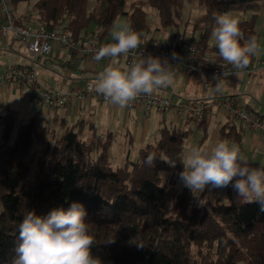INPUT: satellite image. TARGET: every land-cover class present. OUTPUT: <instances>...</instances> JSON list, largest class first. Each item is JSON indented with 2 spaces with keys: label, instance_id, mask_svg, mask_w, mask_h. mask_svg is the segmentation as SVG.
<instances>
[{
  "label": "trees",
  "instance_id": "obj_1",
  "mask_svg": "<svg viewBox=\"0 0 264 264\" xmlns=\"http://www.w3.org/2000/svg\"><path fill=\"white\" fill-rule=\"evenodd\" d=\"M262 1L96 0L89 7L88 0H36L22 14L19 5L29 0H11V7L18 25H61L77 42L94 27L100 36L112 35L118 16L126 17L143 41L154 28L145 10L149 6L156 12L155 29H170L182 40L195 41L199 54L215 53L224 62L216 45L208 44L214 16L245 14L239 20L244 37L256 38ZM186 3L203 12L189 19ZM0 108V264H12L19 225L28 211L47 216L73 202L88 212L86 222L96 241L91 251L103 264H264V212L259 204L245 202L229 186L224 189L227 199L220 194L223 189L206 191L200 206L179 179L186 131L164 126L156 141L142 146L133 160L114 166L109 138L84 140L73 128L57 135L38 115L20 123L9 142L15 116L2 103ZM209 110L199 122L191 118L204 126ZM235 121L227 119L219 129L221 137L236 139ZM149 153L156 156L151 166L145 163Z\"/></svg>",
  "mask_w": 264,
  "mask_h": 264
},
{
  "label": "crops",
  "instance_id": "obj_2",
  "mask_svg": "<svg viewBox=\"0 0 264 264\" xmlns=\"http://www.w3.org/2000/svg\"><path fill=\"white\" fill-rule=\"evenodd\" d=\"M28 8L29 6L26 7L22 3L19 5L18 14H22ZM231 13L235 14L239 20L246 16L239 11H232ZM154 20L155 24L152 26L154 28L144 35V40L154 37L159 32L164 35L172 33L170 29H166V31L155 29L158 26L157 17ZM118 27V30L129 27L126 17L125 20L118 21ZM255 30L258 53L254 57L263 58L264 7L261 6L255 22ZM111 41H113L112 35L101 36L100 42L103 45L109 44ZM211 45H216V42L212 41ZM26 52L25 45L15 39L12 34L0 33V72L14 64L31 63L25 61L26 56L24 55H26ZM200 57L204 63H222L215 53L201 52ZM34 59L38 81L62 90L82 87L86 82H93L110 63L121 70L127 69L122 57L115 61L102 59L98 64L88 59H82L77 64H72V54L67 50H58L57 47L53 48L50 56H38ZM30 61H33V59ZM252 72H242L238 77L224 79L222 93H225L226 96L216 97L208 96V88L210 87L208 84L214 83L215 85L216 80L207 83L206 79L201 78L202 76L191 77L173 74L171 86L157 88L154 92L163 96H170L175 106L165 111L153 109L147 116H144L138 109L120 108L112 103L99 101L96 98H72L66 107L46 111L30 100L27 86L20 88L12 85L1 86L0 103L3 105L7 103V107L14 113L15 119L21 121L20 123L25 122L31 116L38 115L39 122L43 126L54 130L57 135L64 133L67 128H73L79 131L84 140L109 138L111 142L110 158L116 159V154H121L120 160L122 159V162L119 163L125 162L126 159L133 160L142 146L156 141L159 130L165 126L174 128L177 131L187 132L184 154L192 147L209 149L219 140H228L239 145L241 152L248 158L251 166L261 167L264 166L263 135L249 131L242 127L238 121H235L236 134L233 138L236 139L231 140L230 137H221L220 127L226 123L228 118L232 119L229 116L227 117V112L213 105L207 113L205 125L198 126L187 111L178 107L183 102L193 103L198 101L197 103H199L201 100L214 101L236 95L242 99L255 117L264 119V67ZM245 73L251 75L247 76L246 84L242 85L243 74ZM14 97H16L15 102H12ZM20 98H27L32 104ZM231 191H233L232 188ZM220 194L227 199L229 192L223 189L220 190Z\"/></svg>",
  "mask_w": 264,
  "mask_h": 264
},
{
  "label": "clouds",
  "instance_id": "obj_3",
  "mask_svg": "<svg viewBox=\"0 0 264 264\" xmlns=\"http://www.w3.org/2000/svg\"><path fill=\"white\" fill-rule=\"evenodd\" d=\"M214 20L216 26L212 37L219 56L237 70H223L221 75L214 76V90L222 93L223 80L232 75L238 77L249 66L250 58L258 53V44L254 36L245 39L235 14L225 12L215 15ZM112 37L115 42L95 51L93 59L96 62L106 58L115 61L121 56L135 54L140 45L138 33L129 27L113 30ZM172 59H179L178 54L173 52ZM171 68L167 59L141 53L140 58L125 70L110 63L89 84L88 90L102 94L112 104L124 108L142 94L152 95L157 88L171 86ZM155 161V154L149 153L145 163L151 166ZM167 162L175 166V162ZM181 162L184 169L179 173V179L200 206L205 204L202 194L206 191L211 193L231 186L238 197L247 203H258L260 211L264 212V166H251L235 142L219 140L209 149L192 147ZM87 216V210L78 202H73L67 209H53L47 216L28 211L19 225L20 243L12 264H103L100 257L92 254L96 241L86 222Z\"/></svg>",
  "mask_w": 264,
  "mask_h": 264
},
{
  "label": "built area",
  "instance_id": "obj_4",
  "mask_svg": "<svg viewBox=\"0 0 264 264\" xmlns=\"http://www.w3.org/2000/svg\"><path fill=\"white\" fill-rule=\"evenodd\" d=\"M0 33H11L15 39L21 41L32 59L38 56H50L53 48L57 47L58 50H67L72 54V64H77L82 59H88L96 64L100 62L93 59L95 51L103 45L100 42L99 28L95 27L83 40L76 42L70 37L68 29L61 25H18L12 15L11 0H0ZM113 42L115 41H111V43ZM173 52L178 54L179 59H172ZM141 53L145 56L149 54L158 56L162 60L167 59L172 65L171 71L174 75L214 77L221 75L223 70L237 71L231 65H227L226 62L217 64L202 62L196 42L189 39L182 40L174 32L169 35L159 32L148 40L140 41L135 54L130 53L126 57L121 56L127 68L134 60L140 58ZM263 67L264 57L253 56L250 58L249 66L240 73L252 72ZM89 84L90 82H86L82 87L62 90L40 83L37 79L36 70L31 63L14 64L0 72V87L3 85H12L16 88L27 86L30 100L46 111L66 107L72 98H96L99 101L111 103L102 94H97L95 91L90 92L88 90ZM212 105L227 112L245 129L264 136V120L255 117L239 96L219 98L204 104L183 102L178 107L187 111L195 119V122H199L206 110ZM174 106L170 96L153 92L152 95H140L125 108L138 109L144 116H147L153 109L165 111Z\"/></svg>",
  "mask_w": 264,
  "mask_h": 264
},
{
  "label": "rangeland",
  "instance_id": "obj_5",
  "mask_svg": "<svg viewBox=\"0 0 264 264\" xmlns=\"http://www.w3.org/2000/svg\"><path fill=\"white\" fill-rule=\"evenodd\" d=\"M36 0H29V2L28 3H25L24 5L27 7V6H29L30 8L32 7V5H33V3L35 2ZM95 1L96 0H88V6L89 7H92V6H94L95 5ZM131 1H134V0H126V2H127V4H129ZM21 5V4H20ZM188 4L186 3L185 4V7H184V15L186 16V14L189 16V19H191V20H193L194 18H195V16H197L199 13H201L202 11H203V8H201V7H198L197 5H188ZM260 6L261 7H264V1H262L261 2V4H260ZM128 7V6H127ZM145 10L147 11V13H148V18H149V20H150V22H151V25L152 26H154V24H155V20L154 19H156V12H155V10L153 9V8H151V7H149V6H146L145 7ZM259 10H260V8H259ZM199 11V12H198ZM198 13V14H197ZM122 20H125V17L124 16H118V18H117V21H116V26H115V28H114V30H118V21H122ZM180 29H181V27H180ZM164 31H166V30H164ZM187 31L188 32H190V26L187 28ZM9 35L11 34V33H8ZM212 41H215L214 40V38L212 37V33H211V35H210V37H209V41H208V44L211 46V43H212ZM24 56H26V59H25V61H27V62H31V65L34 67V69L36 70V65H35V59H33V61H30V60H32V58H31V55L28 53V51L26 52V55H24ZM26 62V63H27ZM29 64V63H28ZM37 73V72H36ZM252 74L254 75V73L252 72ZM248 75H251L250 73H245V74H243V82H242V85H244V84H246V80H247V76ZM235 75H232V76H228L227 78H233ZM202 79H206L207 81V83H210V82H213V81H215V79H214V77H209V76H202L201 77ZM227 78H225V79H227ZM211 84V85H210ZM210 84H208V86H210L208 89H209V93H208V96H212V97H216V96H221V95H225L226 96V94L225 93H216L215 92V90H214V83H210ZM246 92H249V91H246ZM209 94H211V95H209ZM215 94V95H214ZM212 97H210V98H212ZM15 99H16V97H14L13 99H12V102H15ZM21 100H25L26 102H28V103H30V104H32L27 98H20ZM21 103H24V102H21ZM25 105V104H24ZM8 105H7V103H5L4 105H3V107H7ZM8 109H10L9 107H7ZM12 108V107H11ZM4 109H1L0 108V111H3ZM20 120H17V119H15V123H14V128H13V131H12V133H11V136H10V140H9V142H12L13 141V138H14V136H15V133H16V129H17V126L20 124ZM0 142H1V130H0ZM116 156H117V158L116 159H114L113 157H111L112 158V165H119V164H123V163H119V162H122V159L120 160V157H121V154H116ZM120 160V161H119ZM124 160V159H123ZM224 198V197H223ZM222 198V199H223Z\"/></svg>",
  "mask_w": 264,
  "mask_h": 264
}]
</instances>
